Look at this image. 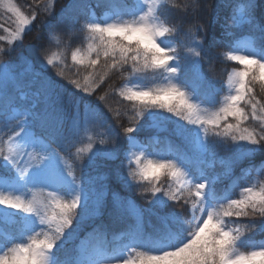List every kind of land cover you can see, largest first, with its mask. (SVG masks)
<instances>
[{
	"label": "snow or ice",
	"instance_id": "1",
	"mask_svg": "<svg viewBox=\"0 0 264 264\" xmlns=\"http://www.w3.org/2000/svg\"><path fill=\"white\" fill-rule=\"evenodd\" d=\"M33 2L26 14L0 0L11 14L0 16V264H264V240L255 239L264 233V167L233 179L198 164L217 149L231 154L229 169L264 155V15H256L264 0H225L223 21L207 0H97L101 16L83 3L67 13L58 0ZM173 9L208 21L185 31ZM57 34L83 45L70 52L75 73L67 42L63 55L51 50ZM225 61L239 67L228 71ZM117 73L115 95L131 107L106 112L107 92L91 98ZM88 169L97 174L86 182ZM129 218L110 243L112 226ZM82 228L96 244L68 254Z\"/></svg>",
	"mask_w": 264,
	"mask_h": 264
},
{
	"label": "trees",
	"instance_id": "2",
	"mask_svg": "<svg viewBox=\"0 0 264 264\" xmlns=\"http://www.w3.org/2000/svg\"><path fill=\"white\" fill-rule=\"evenodd\" d=\"M13 2L16 3L21 8L22 11H25L26 14L31 10V8L35 7L33 0H13ZM205 2L206 0H197V3L201 5H203ZM77 3H83V4L90 5V6H92V4H95V6L92 7L93 8L92 10L93 12H95V14H97V16H98L99 9L102 8V7H96L97 0H58L57 7L58 9L63 8L65 12L67 13H79L82 10L74 7ZM169 3H170V6L175 4V5H179L182 7L184 4L191 3V0H169ZM207 3L211 5V8L215 11L216 15L221 21H223L224 17L230 14L231 12V9H229L227 5L225 4V0H207ZM10 15L11 14L5 13L2 9H0V16H3L5 19H7V17ZM171 15L173 16L174 19L184 20L185 31L192 24L207 23L208 21V16L206 13H201L197 17H192V16H184L183 13L179 9H173ZM256 15L257 17L264 15V9L257 8ZM5 27H14V25L11 23V21H9L8 23L5 24ZM216 27L218 28L219 25H217ZM237 29H238V32L241 34L240 38H243L244 36L247 35V32L245 31V28L243 25H238ZM33 34H29L25 38L26 44L31 40ZM0 35L6 36V33L3 31L2 28H0ZM57 35L59 36L61 43L57 44L56 41L53 40L51 50L61 53L63 55L65 52V42H67L71 47L70 49L67 50L66 58H67L68 66L71 67L73 64V62L71 61V55H70L71 50H74L76 47H83V45L80 43L79 39L70 40L69 37L66 35H60V34H57ZM179 39L180 38L177 37V39L173 42L176 43ZM0 44H3V41H0ZM219 51H224V49H219ZM224 63L230 65V67L228 68V71L231 70V67H235L234 65H236L235 63L230 62V61H225ZM213 68L218 75L223 74L226 79L227 72L223 70V64L217 63L213 65ZM206 70H207V66H206ZM56 71H57L56 69L51 70L53 75L56 74ZM71 71L72 73H75L77 71V68L71 67ZM79 72H80L81 79L83 78L84 75H87V71H85V69L83 68H80ZM109 75L111 78L107 79V82L103 85V88L100 89L96 93V95L93 96L91 99L96 100V98L99 95L107 92L108 96H107L106 102H101V106L104 108L106 112H107V106H111L112 109L119 110V111H123L125 106L130 108L131 107L130 102L123 101L122 98L119 97L118 95H115V92H114L116 88L123 86L122 77L120 76L119 73L115 75H111V74ZM257 91H259V88H257ZM108 115L111 118L112 113H108ZM113 122L115 123V121ZM121 123H123L124 125H127L128 117L125 116L123 120L121 121ZM97 131H100V130L99 129L92 130V135H93L94 140L98 139V137H96L95 135ZM147 135H152V133H148L147 131H142L140 133V138L143 139ZM156 135L158 138L162 139L164 136L167 135V133L164 131H160ZM160 147L164 148L166 146L160 145ZM71 151L74 152L75 149L73 148ZM216 152L217 154L215 156L209 155L208 157L203 159V161L198 162L199 166L204 169H210L218 175H225L230 170L234 174L233 179L241 175L242 172L249 170L250 164H254L256 168L264 167V155L257 154L255 157L251 158V161H249L248 159L241 158L240 160L237 161L236 166H232L231 169H229V165L232 160L231 154L225 153L221 151L220 149H217ZM65 155H66V160L71 165L73 161V157L67 156V154ZM107 170H108L107 168L102 169V171H107ZM96 174L97 173L95 169H88L86 170L84 174V180L87 182L90 177H94L96 176ZM254 178L256 179L258 178L255 172H253L252 174L253 181H254ZM260 178H264V177H260ZM224 183L226 185L229 183V181L225 180ZM114 187L116 186L114 185ZM238 192H239V189L236 190L237 195H238ZM133 198L135 199L136 203L139 205H143L145 203V201L141 200L139 196L135 195V193H133ZM132 223H133V220L129 218L126 222L114 224L112 226L110 233L107 236V240L112 244L116 243L117 241L115 240V237L118 236L122 230L130 226ZM255 239L257 241L264 240V233L257 234ZM81 241H85V244L88 245L89 247H92L96 244V240L94 239L90 228L79 229L77 233V238L74 240L73 243H70L67 246L66 252L68 254H71L75 245H79Z\"/></svg>",
	"mask_w": 264,
	"mask_h": 264
},
{
	"label": "rangeland",
	"instance_id": "3",
	"mask_svg": "<svg viewBox=\"0 0 264 264\" xmlns=\"http://www.w3.org/2000/svg\"><path fill=\"white\" fill-rule=\"evenodd\" d=\"M95 6V4H92V7H94ZM91 7V9H90V11H92L93 12V8ZM94 14H95V12H94ZM106 13H105V10L103 9V8H100L99 9V12H98V16H101V15H105ZM95 15H97V14H95ZM14 25V24H13ZM6 36H7V33H6ZM174 43V42H173ZM234 63V62H233ZM238 64H236V65H234L235 67H239V65L237 66ZM231 71V70H230ZM66 164H68V165H70L69 164V162L66 160ZM254 180H256V178H254ZM3 211V209H0V212H2ZM81 244V243H80Z\"/></svg>",
	"mask_w": 264,
	"mask_h": 264
}]
</instances>
